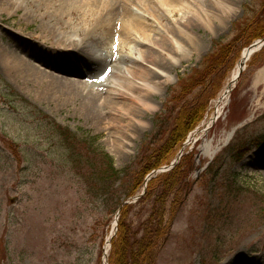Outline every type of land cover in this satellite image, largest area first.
<instances>
[{"label": "rangeland", "instance_id": "374dc122", "mask_svg": "<svg viewBox=\"0 0 264 264\" xmlns=\"http://www.w3.org/2000/svg\"><path fill=\"white\" fill-rule=\"evenodd\" d=\"M261 1L234 0L233 12L222 22L208 28L197 23L191 28L193 53L180 54L174 62L163 60L167 82L161 75L154 79L157 89L151 100L156 109L143 111L140 118L144 126L137 125L133 136L126 134L122 147L109 142L108 129L102 128L77 97H61L59 101L45 92L40 80L19 78L0 60V264H103L107 238L115 232L116 200L124 198L120 193L127 178L121 173L112 198L104 203L85 159L100 150L112 157L116 169L128 168V173L146 145L164 140L173 110L208 98L204 118L187 135L184 147L199 168L190 174V194L160 246L157 264H264V50L247 61L238 83L222 101L219 98L245 47L243 41L235 48L230 68H221L204 88L190 93L186 102L181 96L179 102L171 101L169 92L201 66L215 44L227 43L234 24L250 16V6L256 10ZM21 14V10L12 15L2 12L0 24L15 30L19 25L24 27L25 22L18 24L23 21ZM39 23L37 16L23 32L34 35ZM0 39L5 45L6 39L12 38L1 30ZM93 41L90 39L91 45ZM107 45L110 50L92 47L106 58L98 71L101 79L108 78L115 58L116 66L125 71L121 58L134 47L129 42L127 49L116 51L118 44L113 39ZM20 52L17 55H23ZM133 56L139 58L137 53ZM77 59L80 57L73 61ZM30 61L58 77L91 81L88 75H68L46 68L38 60ZM216 108L219 117L209 123ZM58 127L66 129L67 138L57 132ZM94 137L96 144L88 148L84 138ZM72 141L84 144L82 153L70 148ZM206 143L218 149L212 157L202 154ZM238 150L243 153L241 160L234 158ZM207 166H211L210 172H205ZM134 211L129 215L133 225L140 220ZM145 217L143 213L141 219Z\"/></svg>", "mask_w": 264, "mask_h": 264}, {"label": "bare ground", "instance_id": "6f19581e", "mask_svg": "<svg viewBox=\"0 0 264 264\" xmlns=\"http://www.w3.org/2000/svg\"><path fill=\"white\" fill-rule=\"evenodd\" d=\"M233 1L0 0V14L12 15L21 10L23 21L18 24L26 23L17 30L0 24V31H6L12 38L6 39V46L0 44V60L19 78L40 80L45 92L59 101L61 97H77L81 106L100 121L102 128L108 129L109 142L114 147H122L127 142L126 134L133 136L137 125L144 126L140 118L143 111L156 109L151 100L157 89L154 79L161 75L164 83L167 82L163 60L169 58L174 62L180 54L191 55L194 44L191 28L197 23L208 28L212 23L222 22L233 12ZM37 16L40 23L33 30L35 36H27L23 31ZM90 39L95 40L91 42L94 47L104 46L109 50L107 44L113 39L118 44L116 51L127 49L129 42L134 43L132 52L121 58L125 71L116 66L115 58L112 69L107 71L108 78L101 79L98 71L106 58L96 54ZM18 50L23 55H17ZM242 50L247 52L245 48ZM75 56L80 59L73 61ZM30 59L68 75H88L91 81L58 77L50 70L35 67ZM238 68L237 65L232 70L228 86L233 85ZM222 97L226 99L228 95L222 92ZM218 114L219 108H216L209 123ZM234 130L228 133L227 140ZM202 148V154L207 157L218 150L208 143Z\"/></svg>", "mask_w": 264, "mask_h": 264}, {"label": "trees", "instance_id": "16d2710c", "mask_svg": "<svg viewBox=\"0 0 264 264\" xmlns=\"http://www.w3.org/2000/svg\"><path fill=\"white\" fill-rule=\"evenodd\" d=\"M258 6L256 10L250 6V16H246L245 19L234 24L233 35L227 43L215 44L198 69L191 72L186 79L179 80L178 86L169 89L172 95L171 101L179 102L182 98V102H186L190 93L197 88H204L207 85V80H210L221 68H230L235 48L241 41H243L244 46H247L253 40L264 35V22H260L264 16V0ZM263 50L264 46L262 52ZM179 96L181 98H178ZM210 99H202L198 105L186 102L173 110V119L169 131L163 138L164 140L158 145H146L143 153L135 160L133 168L130 166V169L133 170L128 173V168L122 171L116 169L112 157L96 147L98 152L92 151L94 156L86 158L85 164L90 170V175L94 176L93 180L98 182V196L102 202L105 203L112 198L111 194L116 190L115 184L121 179V173L127 178V186L120 193L124 195L122 199L124 200L140 191L143 181L150 171L169 164L186 140L188 133L203 119ZM56 130L60 135L63 133L64 139L67 138L65 135L69 133L64 132L66 129L58 127ZM95 140L96 137L84 138L88 148L90 145L96 144ZM9 144L11 146L12 142L9 141ZM83 145L82 142L72 141L70 148L74 149L76 153H82L80 150ZM242 156V150H238L234 158L241 160ZM192 158L193 155L184 154L180 162L171 170L150 178L147 182L146 191L140 199L121 208L118 229L111 238L107 259L109 264H157L160 246L169 237L173 220L190 194L189 191L193 185L189 178L192 171L196 169ZM206 170L205 172H210L211 166H208ZM120 203L121 198L118 197L115 205ZM133 208H135V216L140 219L139 223L134 225L133 219H130L129 216ZM117 210L118 206L114 212ZM166 210L168 211L166 212ZM143 213H146V217L141 219ZM166 215L168 216L167 219Z\"/></svg>", "mask_w": 264, "mask_h": 264}, {"label": "water", "instance_id": "95a60500", "mask_svg": "<svg viewBox=\"0 0 264 264\" xmlns=\"http://www.w3.org/2000/svg\"><path fill=\"white\" fill-rule=\"evenodd\" d=\"M264 44V36H262V39H259V40H256L254 41L251 45H249L246 49H247V52L246 53H243L241 55V58L238 60V66H239V69H238V73L236 74L235 78L232 79L234 83H236L238 77L242 74V70L243 68L245 67L246 65V62H247V59L250 58V56L252 55L253 52H256L257 50H259L260 47H262ZM229 90H231V88L229 86H227L224 94H228ZM185 144H183V146L181 147V150L179 151V153L175 156V158L172 160V162L170 163L169 166H164L162 168H160L159 171H153L154 174H157L158 172H162V171H165V170H170L176 163L179 162V159L181 157V155L183 154V148H184ZM147 180L144 182V188L142 190V192L140 193L139 196L142 195V193H144L145 191V188H146V185H147ZM139 196H136L134 199L137 200L139 198ZM126 202H123L121 205L125 204ZM121 209V207L119 208V210ZM104 264H109L108 261H106V253H105V260H104Z\"/></svg>", "mask_w": 264, "mask_h": 264}]
</instances>
